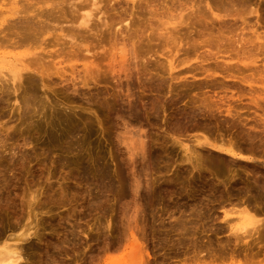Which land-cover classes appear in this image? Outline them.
<instances>
[{
    "label": "rangeland",
    "instance_id": "obj_1",
    "mask_svg": "<svg viewBox=\"0 0 264 264\" xmlns=\"http://www.w3.org/2000/svg\"><path fill=\"white\" fill-rule=\"evenodd\" d=\"M48 1V8L61 4L52 17L61 14L57 23L68 31L71 0ZM104 1L108 24L126 16L130 32L125 24L118 26L122 33L115 26L88 35L79 28L77 40L87 43L71 49L60 30L50 29L46 39L57 44L50 51L62 49V58L71 59L64 77L43 76V82L41 75L25 73L31 82L23 79L16 94L12 84L9 96L0 93V250L6 242L17 244L28 264H211L217 252L225 256L216 264H238L242 257L229 255L238 247L236 235L248 241L260 226L250 224L242 204L264 187V97L252 92L264 80V0ZM8 5L0 0V9L7 12ZM27 24L11 32L7 24V34L18 31L7 35L12 43L34 37L39 27L29 31ZM119 44L136 54L126 75L114 73L117 63L108 54ZM250 55L260 57L256 65ZM53 59L46 57V64ZM92 60L99 72L94 79L84 73ZM221 142L249 162L214 151ZM197 158L204 159L202 166ZM252 201L264 219V200ZM42 211L38 241L33 216ZM261 235L264 246V230ZM197 252L206 254L196 261ZM258 257L241 264H264Z\"/></svg>",
    "mask_w": 264,
    "mask_h": 264
},
{
    "label": "bare ground",
    "instance_id": "obj_2",
    "mask_svg": "<svg viewBox=\"0 0 264 264\" xmlns=\"http://www.w3.org/2000/svg\"><path fill=\"white\" fill-rule=\"evenodd\" d=\"M80 2H81V0H79ZM24 2V4H22V6H20L19 7V1L18 0H8V9H7V7H6V11L7 12H5V8L2 10V8L0 9V93L1 94H5V93H2V92H4V91H6V93H7V91L9 92L10 90L12 91V89H10V84H12V86H13V93H17L18 92V90L20 89L21 90V87L24 85V84H22L23 82H24V80L26 79V78H24V75H25V73H31V72H34V73H37V74H39V75H41V77H42V81H43V76H46V77H48V78H52V76H54V75H58V76H62L63 75V77H64V72H66L67 73V71H66V67L64 66L65 64H66V62L68 63V64H70V61H71V59H67L66 57L67 56H65V58H62L63 56H64V54L62 55V53H64V52H61V51H63L62 49H60V52H55V54H53L50 50L52 49V48H54L53 46L56 44H54V45H52L53 43H52V40H49V39H46V35L49 33V32H51L50 31V29L52 30V31H56V29H58V30H60L59 32H60V34L62 35L61 37H62V39L63 40H65V42H66V39L68 40L69 39V42H68V44L69 43H71L70 45H72L70 48L71 49H75L73 46H78V49H79V44L78 43H81L80 42V40L78 41L77 40V38H81L80 36H81V33H79V32H77V30L79 29V28H81V29H83V27H84V34H87V33H90V34H92V32H94L95 30L97 31V32H95L96 34L98 33L99 34V32L100 31H98L97 29L99 28V30H101V29H105V28H107V30H109L108 28V26H111L110 24H108V20H107V16L105 15L106 14V12H103V3L105 2L104 0H86V3L88 2V5L86 6L85 4V6H83L82 4L80 5V4H78L77 5V1H72L71 0V3L70 4H68V6H69V9H70V16H71V18L69 19V21H65L66 22V24H68L69 26V28L68 27H66V28H68V31H66V29L64 30L63 28H62V26L60 27V22H59V18H60V15H57L58 17V21L57 20H55L56 18L54 17H52V15L54 14L53 12H56L57 10L56 9H58L60 6H61V4L60 3H58V4H56V6H54V5H52L51 7L52 8H48L49 7V5H48V3H49V1L48 0H24L23 1ZM25 2L27 3V4H25ZM83 6L84 8H79L80 6ZM34 9L33 10V12H35V15H34V17H31L30 18V14H31V12H30V9ZM47 9V10H46ZM48 9H51V10H48ZM62 9L64 10V8H61V10H59V11H62ZM59 11H58V13H59ZM36 12H38L37 14H36ZM53 13V14H52ZM61 13V12H60ZM45 14L47 15L46 17H48V18H46V17H44L45 16ZM65 14V13H64ZM65 16H67V15H65ZM131 16V15H130ZM130 16H128V17H130ZM43 17L44 18H46V20H44L43 19ZM63 17V20H65L64 19V16H62ZM52 18L54 19V20H52ZM13 19H15V20H13ZM35 19H43V21L41 22V21H39L38 20V22H40V23H38V26L37 25H34V24H37V22L36 23H33L34 22V20ZM66 19H68L67 17H66ZM93 19H95V20H93ZM96 19H97V21H98V23H97V26H96V28L94 29V28H91L92 27V22H93V26L95 27V22H96ZM121 20L118 22V24L116 23V25L114 24L113 26H111V27H117V28H119L118 26H121V25H126L125 27V29L127 30V31H129V30H131V28L132 27H130V22H128V18L125 16L124 18L122 17V18H120ZM54 21H56V26L58 27V24H59V28H57L56 26H54L55 25V22ZM95 21V22H94ZM57 22H59V23H57ZM64 22V21H63ZM27 24L28 25V27H29V24H30V30L29 31H31V30H33L34 28H37V27H39L38 28V31L34 34V37H31V35H30V37H23V38H21V37H19V36H23V33L22 34H19V40H20V42H17V43H12V40H15V39H10L9 38V36H7V35H12V33H10L11 31L10 30H12V29H16L18 26L17 25H19V24ZM95 23V24H94ZM100 23V26L98 25ZM6 24V26L4 27V25ZM7 24H9V27L8 28H10L9 29V31H8V34L5 32V31H7V30H5L6 29V27H7ZM20 24V25H21ZM90 24H91V26H90ZM19 25V26H20ZM31 25H34V26H37V27H34L33 28V26H31ZM50 25H52V26H50ZM15 26V28H12V27H14ZM17 26V27H16ZM7 28V29H8ZM12 28V29H11ZM33 28V29H32ZM121 28H123V27H121ZM17 30V29H16ZM15 30V31H16ZM22 29L20 28V30H19V33L20 32H22V31H24V30H22ZM62 30L65 32H67V33H64V32H62ZM118 30H121V33L122 32H125L126 30H124V29H118ZM122 30H124V31H122ZM14 31V30H13ZM12 31V32H13ZM15 31H14V35L16 36V34H15ZM26 31V30H25ZM25 31H24V33H25ZM34 31H36L35 29H34ZM79 31V30H78ZM18 31H16V33H17ZM58 32V31H57ZM58 32V33H59ZM80 32H81V30H80ZM120 32V31H119ZM130 32V31H129ZM77 33H79V34H77ZM94 33V34H95ZM120 33V34H121ZM128 33V32H127ZM4 34V35H3ZM18 34V33H17ZM95 34V35H96ZM124 34V33H123ZM14 35L13 36H11V38H13L14 37ZM25 35V34H24ZM28 35V34H27ZM28 35V36H29ZM77 35L79 36V37H77ZM88 35V34H87ZM85 36V35H84ZM90 36V35H89ZM258 36V35H257ZM88 37V36H87ZM85 38V37H84ZM83 38V39H84ZM21 39H24L23 41L21 40ZM82 39V40H83ZM87 39V38H86ZM262 38H257V40H261ZM19 40H16V41H19ZM49 40V41H48ZM57 40H58V38H57ZM57 40H56V42H57ZM51 41V42H50ZM59 41V40H58ZM86 41V40H85ZM78 42V43H77ZM83 43H81V46H82V44H84V43H87V41L86 42H84V40L82 41ZM52 43V44H51ZM59 45H60V43H58ZM65 44V43H64ZM63 44V45H64ZM67 44V43H66ZM102 43H100V45H101ZM121 44V43H120ZM118 45V46H115V47H112L111 49H110V53H108V54H110V58H111V60H112V62H114V63H117V65L115 66V65H113L114 67V69H113V71H114V73L116 72L117 74H120V75H122V74H125V72L127 71L126 69H127V66H126V64L127 63H129L130 62V60L133 58V56L135 57V55H134V53H133V48H131L132 49V51H131V49L130 50H128L127 49V47L125 46V44H122V45ZM57 45V44H56ZM55 45V46H56ZM69 45V46H70ZM87 45V44H86ZM263 45V44H262ZM84 46H85V44H84ZM261 46V45H260ZM260 46H258V47H260ZM101 47V49H102V47L103 46H99V48ZM105 47V46H104ZM261 48V47H260ZM3 49H11V51L9 52V50H8V52H3L2 50ZM19 49H21L19 52H21V53H13L12 54V56H11V53H12V51L14 52V51H17L18 52V50ZM77 49V48H76ZM104 49V48H103ZM102 49V50H103ZM93 50H95V49H93ZM2 51V52H1ZM7 51V50H6ZM74 51V50H73ZM104 51V50H103ZM86 54H90V53H92V49L91 48H87L86 49V47H85V51H84ZM44 53H45V55H47V56H45L44 55ZM73 53H75V51L73 52ZM264 53V52H263ZM14 55V56H13ZM44 55V56H43ZM30 56H32L31 57V59H29V57ZM46 57L47 58H54L53 60H52V62L50 61V65L49 64H46ZM92 57H94V55L92 56ZM231 58V57H230ZM229 57H228V59H230ZM241 58V56L238 58V59H240ZM260 57H255L254 59L251 57V55L248 57V59L247 60H250V63H251V65L253 64V65H256L257 64V61H258V59H259ZM11 59H14L12 62L10 61ZM58 60V61H57ZM170 61V67H171V70L173 71V69H174V62H172V60H169ZM250 65V64H249ZM8 67V68H7ZM68 68H70L73 72L74 71H76L78 68L77 67H75V66H68ZM4 70L6 71V72H4ZM64 73V74H63ZM84 73H85V75H86V77H91V78H93L92 76L96 73H98L99 74V72H98V67L95 65V61H90V62H88V63H85L84 64ZM115 73V74H116ZM7 75H9V78H7ZM126 75V74H125ZM27 76H29V77H31L30 76V74H28ZM96 76V75H95ZM95 76H94V78H95ZM26 77V76H25ZM97 77V76H96ZM93 78V79H94ZM24 79V80H23ZM27 80L29 81L30 79L29 78H27L26 79V81L25 82H27ZM65 80L66 81H68V78H65ZM23 81V82H22ZM89 81V80H88ZM87 81V82H88ZM29 82H31V81H29ZM44 82V81H43ZM30 84V83H29ZM255 84V86H257V88H253V93H254V96H258V98L259 97H261V98H263L264 97V80L260 83V84H258V83H254ZM87 85V84H86ZM0 94V95H1ZM9 94L10 93H7L6 95H8L9 96ZM17 98V100L16 101H18V95H15ZM260 99V98H259ZM28 100V99H27ZM25 98L23 99V105L24 106H27L28 105V101L30 100H28L27 101ZM263 100H264V98H263ZM259 100H257V97L256 98H254L253 99V101H252V103H257ZM30 103V102H29ZM259 103V102H258ZM258 103L257 104H255V105H258ZM29 106V105H28ZM259 107V106H258ZM230 112V110L228 111V113ZM215 144V143H214ZM217 144H219L218 142H217ZM221 145L219 146H216V145H213V144H211V145H213V147H214V151H217L218 153H220V154H222V155H224L225 157H231V159L233 158V159H236V160H241V161H248V160H250V159H248V158H246L245 157V155H242V154H240V152L238 153V151H235L234 149H233V146H226V144L224 145H222V142L220 143ZM188 151V150H187ZM192 152V151H191ZM191 152L189 151V154H191ZM200 156V155H199ZM199 156H197V157H199ZM197 159H200V158H197ZM232 159V160H233ZM203 161L201 162V159H200V161L197 163V165H199V166H202V164H203V162H204V159H202ZM253 160V159H252ZM252 160H251V162H252ZM197 161V160H196ZM249 162V161H248ZM218 173V172H217ZM218 175V174H217ZM103 177V176H102ZM101 178V177H100ZM99 178V179H100ZM108 178V177H107ZM107 178H105V179H107ZM102 179H104V178H102ZM99 181H101V180H99ZM255 181V180H254ZM102 182V181H101ZM256 182V181H255ZM258 184V183H257ZM257 184H255V185H257ZM1 187V186H0ZM4 187H6V185L4 186ZM100 187H102V185L100 186ZM152 187V186H151ZM3 188V187H2ZM6 188H8V186L6 187ZM5 188V189H6ZM153 188V187H152ZM99 190V189H98ZM234 190V189H233ZM246 190V189H245ZM257 191L256 192H254L255 193V195L253 196L252 195V192H250L251 193V195L249 194V196H251V197H248V199H247V197L246 196H248V194H246V196H245V198L247 199L245 202H243V207L241 208V213L243 212V213H245V215L247 214V216H248V218H249V220H251V222L252 223H250V224H254V225H260V226H257L256 228H254V230H253V232H250V233H248L246 236H249L250 237V240H248V241H242V240H240V238H241V236H237L236 235V237H235V246L237 247L236 249H232V253L231 254H229L230 255V257H242L241 258V260L242 259H244L245 260V262H244V260H243V262L244 263H246L247 261L248 262H254V260L256 259V258H259L258 256L259 255H261L262 254V257L264 258V251L262 252V249L264 248V246H260V243H261V238H262V235H261V231H263L264 230V219H258L257 218V216L255 215V210L254 209H256V210H259L260 209V207H258V206H256V205H253V204H251V201L252 200H255L256 202H257V200H264V187H258L257 189H256ZM263 190V191H262ZM63 191V190H62ZM248 191V190H247ZM2 192H4L3 190H2ZM64 192V191H63ZM43 193V192H42ZM238 193V192H237ZM236 193V194H237ZM244 193V192H243ZM253 193V194H254ZM64 195L66 194V193H63ZM240 194H241V192H240ZM39 196V195H38ZM38 196L36 197V198H38ZM235 196V195H234ZM243 196V195H242ZM62 197H63V195H62ZM61 197V199H64V197L62 198ZM236 197H238V196H235L234 197V199H236ZM35 198V199H36ZM239 198H240V196H239ZM244 198V197H243ZM34 199V200H35ZM240 199H242V197L240 198ZM65 200V199H64ZM243 200V199H242ZM241 200V201H242ZM245 200V199H244ZM40 202V201H39ZM38 202V203H39ZM239 202V201H238ZM36 203V202H35ZM252 203H254L253 201H252ZM258 204H260V202L258 203ZM36 205H37V203H36ZM195 206H194V208H196V204H194ZM38 206V205H37ZM42 206V205H41ZM41 206H39L40 208H41ZM38 207V208H39ZM43 207V206H42ZM198 207V210L199 211H201L200 209H199V206H197ZM259 209H258V208ZM209 208V207H208ZM207 208V209H208ZM191 209L193 210V206L191 207ZM191 209H190V213H191ZM197 209V208H196ZM196 209H194L195 211H196ZM210 209V208H209ZM40 210V209H39ZM166 211L165 212H167L168 210L167 209H165ZM162 211H163V209H162ZM185 211V210H184ZM184 211H182V212H184ZM195 211H194V213H195ZM34 213V212H33ZM36 213V215H34V214H32V215H34L33 216V218L35 219V221H36V223L34 222V220H33V222L35 223H33V225H34V227H32V228H35L36 229V233H35V230H34V235H36L38 232H39V234H40V230H41V225H40V221H41V219H39L38 217H39V215H42V214H44L43 213V211L41 212V214L39 213V212H35ZM37 213H39L38 215H37ZM46 213L48 214V212L46 211ZM169 213V212H168ZM190 213L189 214H185L186 216H188V215H190ZM197 213V212H196ZM195 213V214H196ZM242 213V214H243ZM199 214H202V212H199ZM198 214V216H201V215H199ZM30 215V214H29ZM193 215V212H192V214H191V216ZM197 215V214H196ZM193 217V216H192ZM2 218V217H1ZM168 218H170V217H168ZM196 218H197V216H196ZM199 218V217H198ZM225 218H229V215L228 214H226L225 215ZM30 219H32V218H30ZM174 219V218H173ZM182 219V218H181ZM180 219V220H181ZM177 220H179V219H177ZM186 219H184V221H185ZM190 221V219H188L187 218V220L185 221V222H187V221ZM248 220V219H247ZM171 221L173 222L174 220H172L171 219ZM170 221V219H169V222H171ZM1 223L3 222V220L2 221H0ZM31 222H32V220H31ZM30 222V223H31ZM176 221H174L173 223H175ZM250 222V221H249ZM177 223V222H176ZM175 223V224H176ZM32 224V223H31ZM1 225V224H0ZM28 225H30L29 223H28ZM177 225V224H176ZM254 225H252V226H254ZM3 226H5V225H3ZM44 226V225H43ZM27 228H28V226H26ZM1 229L2 228H4V227H0ZM26 228V229H27ZM32 228H30V229H32ZM29 229V228H28ZM27 229V230H28ZM40 229V230H39ZM43 229V228H42ZM231 230H233V229H231ZM1 231V233H2V230H0ZM32 231V230H31ZM30 231V232H31ZM252 231V230H251ZM29 232V233H30ZM41 232H42V230H41ZM27 233H28V231H27ZM3 234V233H2ZM32 234V233H31ZM30 234V235H31ZM38 234V235H39ZM42 234V233H41ZM45 234V233H44ZM26 235H28V234H26ZM54 235H57V234H53V236ZM72 235H74V234H72ZM243 235V234H242ZM0 236H2V235H0ZM12 236V235H11ZM11 236H9V237H11ZM52 236V237H53ZM66 236V235H65ZM5 237V236H4ZM4 237H2V238H4ZM9 237H8V239H9ZM16 237V236H15ZM19 237V236H18ZM17 237V238H18ZM24 237H26L25 236V234H23L22 236H20L19 238H20V241H21V238L23 239V242H26V240L24 239ZM41 237H42V235H41ZM67 238H68V235L66 236ZM74 237V236H73ZM13 238V237H12ZM18 238V239H19ZM26 238H28V236L26 237ZM34 238H37V235H36V237H34L33 236V239ZM45 238V237H44ZM7 239V240H8ZM32 239V238H31ZM38 239V241L39 240H41V238L39 237V238H37ZM6 240V239H5ZM14 238L13 239H11V241H13L14 242ZM25 240V241H24ZM43 240H47V243H48V239L46 238V239H43ZM64 240H65V238H64ZM2 241V240H1ZM0 241V242H1ZM8 241H10V239L8 240ZM16 241H19V240H17L16 239ZM29 241V240H28ZM69 240H67L66 239V241H65V243L66 242H68ZM41 242V241H40ZM40 242H38V243H40ZM43 242V241H42ZM45 242V241H44ZM206 242V241H205ZM228 242H230V241H228ZM63 243H64V241H63ZM64 243V244H65ZM20 244V243H19ZM26 244V243H25ZM211 244V243H210ZM242 244H244L245 245V247L246 248H243V249H240L239 248V246L241 247L242 246ZM4 245V244H3ZM22 244H20V246H21ZM24 245V244H23ZM42 245V244H41ZM44 245V244H43ZM18 245L16 244V246H14V245H10V244H8L7 242L5 243V245H4V247L3 248H1V250H0V264H28L29 262H28V257L26 256V254H25V252L23 251V250H21V248L19 249L18 247H17ZM209 246H211V245H209ZM24 248V247H23ZM45 248V247H44ZM239 248V249H238ZM255 248H257V249H255ZM50 249V248H49ZM46 251H47V248L45 249ZM211 250H212V248H211ZM256 250V251H255ZM25 251H26V249H25ZM213 251V255H214V252L216 253V251H214V249L212 250ZM195 252H196V250H195ZM208 253H210V251L208 250L207 251ZM218 253V252H217ZM215 254L216 256L217 255H220V254ZM221 253V252H220ZM261 253V254H260ZM196 255H194V257H196L197 256V258L198 257H200V254H201V252L199 253V252H197V253H195ZM203 255L204 254H206V253H202ZM202 254H201V256H202ZM222 254V253H221ZM224 254V255H223ZM223 254L221 255V256H225V253L223 252ZM227 254V253H226ZM210 255V254H209ZM212 255V254H211ZM207 256V258H210L208 255H206ZM206 256H205V260H208L207 258H206ZM214 257V256H212L214 259H212L213 260V262L211 261V260H209V261H211L210 263L211 264H216L215 263V258H216V260L219 258V257H221V256H217V257ZM29 258H30V256H29ZM201 258V257H200ZM202 258H204V257H202ZM31 259V258H30ZM192 259V258H191ZM194 259V258H193ZM192 259V260H193ZM238 259V258H237ZM52 260V259H51ZM50 260V261H51ZM194 260H196V261H198L199 260V258L198 259H194ZM193 260V261H194ZM202 260V259H201ZM200 260V261H201ZM204 260V259H203ZM203 260L201 261L203 264H205L204 262H203ZM241 260H237L238 261V264H241ZM42 261V260H41ZM52 261H54V260H52ZM199 261V262H200ZM232 262H231V264H234L235 262L234 261H236V259H232L231 260ZM44 262V261H43ZM55 262V261H54ZM206 262V261H205ZM47 263H50L49 262V260H48V262ZM186 263V261L183 263V264H185ZM32 264V263H31ZM50 264H52V263H50ZM56 264V263H55ZM189 264V263H188ZM237 264V263H236Z\"/></svg>",
    "mask_w": 264,
    "mask_h": 264
}]
</instances>
